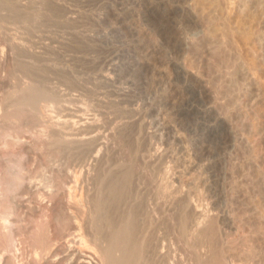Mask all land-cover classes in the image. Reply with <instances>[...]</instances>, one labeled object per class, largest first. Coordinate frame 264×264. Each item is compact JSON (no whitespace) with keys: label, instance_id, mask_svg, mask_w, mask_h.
Masks as SVG:
<instances>
[{"label":"rangeland","instance_id":"rangeland-1","mask_svg":"<svg viewBox=\"0 0 264 264\" xmlns=\"http://www.w3.org/2000/svg\"><path fill=\"white\" fill-rule=\"evenodd\" d=\"M188 75L215 95L209 111ZM124 172L107 215L131 217L153 264L195 263L183 219L215 231L197 244L207 262L264 264V0H0V255L36 264L66 244L74 189L83 231L106 235L98 199Z\"/></svg>","mask_w":264,"mask_h":264},{"label":"bare ground","instance_id":"bare-ground-1","mask_svg":"<svg viewBox=\"0 0 264 264\" xmlns=\"http://www.w3.org/2000/svg\"><path fill=\"white\" fill-rule=\"evenodd\" d=\"M122 14V13H121ZM121 16V15H120ZM122 18H123V16H122ZM124 20V19H123ZM121 21V20H120ZM174 25V24H173ZM165 27H168V28H170V27H172V24H171V22L168 20V19H166L165 18V25H164ZM176 37H177V35H175ZM173 36H171V38H172ZM172 39H174L175 40V38L173 37ZM177 40V39H176ZM182 43V42H181ZM180 43V44H181ZM190 75V74H189ZM188 75V80H189V83H190V85H191V87L193 88V89H195L197 92H198V94L200 95V96H202L203 98H204V101H205V104H206V109H208V111L212 108V104H213V97L215 96L210 90H209V87H208V85L205 83V81H203V80H201V78L200 79H198V78H194V77H190ZM20 91V90H19ZM23 91V90H22ZM15 92H17V91H15ZM21 92V91H20ZM22 93V92H21ZM24 94L23 95H25V92H23ZM18 94V93H17ZM17 94H15L16 96H17ZM20 95H22V94H20ZM23 95L20 97L21 99L23 98ZM214 95V96H213ZM28 96V97H27ZM26 97H24V100H22V101H20V100H18V101H20V102H18L17 101V108H16V110L18 111V112H20V111H26V109L27 110H29V111H31L32 109H30L31 107H34L33 105L36 103V97H33L32 95H27ZM30 96V97H29ZM34 96H36V94H34ZM18 97V99H19V96H17ZM14 100H16V99H14ZM166 100V99H165ZM165 100L163 99V101L165 102ZM215 101V100H214ZM161 102V101H160ZM14 103V102H13ZM215 104V103H214ZM213 104V105H214ZM36 106V105H35ZM12 107V106H11ZM10 107V108H11ZM13 107H14V105H13ZM10 108L8 109L9 111H10ZM12 109V108H11ZM13 109H15V108H13ZM13 109H12V111H13ZM36 109V108H35ZM186 109H187V107H186ZM185 109V110H186ZM190 109V108H189ZM188 109V110H189ZM8 110H7V113H8ZM173 110V109H172ZM178 110V109H177ZM187 110V111H188ZM15 111V110H14ZM176 111V110H175ZM181 111V109H179V112ZM38 112V111H37ZM174 112V111H173ZM3 113V112H2ZM6 113V114H7ZM40 113H41V111H40ZM178 113V112H177ZM9 114V113H8ZM69 115V114H68ZM67 115V116H68ZM7 117V119H8V115L6 116ZM42 119V118H41ZM13 120V119H12ZM19 121V120H18ZM8 122H9V120H8ZM11 122V121H10ZM15 122V121H14ZM63 124H68V125H71V123L73 122H75V121H73V117H72V114L70 115V117H66L63 121ZM90 123V122H89ZM19 124V123H18ZM92 126V125H91ZM94 128V127H93ZM223 130V138L225 139V140H227V138H228V136L230 135V132H231V130H230V127H228V125L227 126H225V128L224 129H222ZM83 133L84 132H82V135H83ZM222 133V132H221ZM88 134V133H87ZM86 134V135H87ZM63 135V134H62ZM78 135V134H77ZM81 134H79V136H77V137H72V140H71V142H76V143H83V142H87V141H89L92 137H90V139H87V138H85L84 136H82ZM94 135V134H93ZM88 136H90V135H88ZM92 136V135H91ZM65 137V136H64ZM67 137V136H66ZM96 137V136H95ZM94 137V138H95ZM95 139H97V137L95 138ZM95 139H93L92 138V140H95ZM100 139V138H99ZM224 140V141H225ZM91 141V140H90ZM12 142V141H11ZM56 142V141H55ZM95 142V141H94ZM91 143V142H90ZM90 143H88V144H90ZM58 144V143H57ZM87 144V143H86ZM97 144V143H96ZM69 145V144H68ZM58 146H60V145H58ZM91 147V146H90ZM24 149H25V153H31V149H30V147H24ZM94 150V149H93ZM33 153H34V151H33ZM98 155V154H97ZM128 166H130V165H128ZM214 166V165H213ZM123 167V166H122ZM111 168V167H110ZM128 168V167H127ZM211 168H213V167H211ZM125 169V168H124ZM136 170V169H135ZM215 171V170H214ZM126 172V171H125ZM124 172V174L122 173V176H120V178L119 179H116L115 181H112L111 183H109V185H108V187H107V192H108V197H104V200H102V199H98V201H100V203H98L97 201V203H98V206H97V204L96 203H94V204H96V206L98 207V210L99 211H106V215H107V210H109V208H114V205H116L117 204V206H119L118 205V203L123 199V196H124V194L126 193V190H127V187H128V181L130 182V180H129V174H127V173H125ZM213 172V171H212ZM129 173V172H128ZM67 174V173H66ZM74 174V173H73ZM86 174V173H85ZM130 174H132V173H130ZM136 174V173H135ZM72 176H74V175H72ZM84 176V175H83ZM116 176V175H115ZM214 176H215V174H214ZM76 178V177H75ZM70 180V179H69ZM214 180V179H213ZM110 181V180H109ZM75 182V181H74ZM73 182V183H74ZM70 183H71V181H70ZM76 183V182H75ZM74 183V184H75ZM82 183V182H81ZM68 184V183H67ZM73 184V185H74ZM63 186V185H62ZM72 186V185H71ZM70 186V187H71ZM59 187V186H58ZM73 188H74V186H72ZM91 187V186H90ZM76 188V187H75ZM31 189V188H30ZM78 189V188H77ZM105 189V188H104ZM103 189V190H104ZM129 189V188H128ZM26 190V189H25ZM34 190V189H33ZM74 191L75 192H73L74 194H73V201L72 200H70V202L69 203H67V201L66 202H63V200H64V197H65V193H62V195L60 196L61 197V201L63 202H61L62 204H64V206L65 207H69V208H71L72 209V211L70 212V210L68 209V211L70 212V214L69 215H66L67 216V222H69L70 224H71V226H70V228H71V230H72V233L73 232H75V237L73 236L72 238H70V239H67L66 240V238H65V234L63 235L62 234V232H61V238H63V239H65L66 241H67V243L66 244H64V245H60V243H61V241H60V243H58V244H54V245H50V246H48L47 247V249L45 250V252H44V254L42 255V257L39 259V260H36L35 262H36V264H153L154 263V261H153V263L148 259V255H150L149 253H147V249L145 248V246H144V244H143V241H141V240H139V238L136 236V234H135V226L137 225H135L134 223H133V221L130 219L131 217L130 216H124V215H120V219H119V221H118V218L119 217H116L117 218V221H114L115 220V218H113V219H110L109 218V216H111V214H112V217H113V213H114V209H113V213H110V215H107L108 216V218H106V224H107V226L105 227V226H103V227H105L104 229H106L107 227H108V231H106L105 233H106V235H103V236H101V237H99V236H97V235H95L94 233H93V231H92V234L89 232V228L87 229V228H85V229H87L88 230V232L91 234V235H93V236H90L87 232H84L83 231V228L85 227V225H84V227H83V224H81L80 223V220H79V218H80V216L84 213V207H83V201H82V196L83 195H81L80 193H77L78 191H76L75 189H74ZM80 191H81V189H80ZM156 191V190H155ZM48 192V191H47ZM71 192V191H70ZM105 193H107L106 191H104ZM157 192V191H156ZM81 193H83V192H81ZM102 193V192H101ZM159 193H161V192H159ZM72 194V193H71ZM164 194V193H163ZM172 194V193H171ZM97 195H98V193H97ZM104 195V194H103ZM102 195V196H103ZM173 195V194H172ZM72 196V195H71ZM99 197L98 198H100V196H101V194L100 195H98ZM105 196H106V194H105ZM186 196V195H185ZM215 196H216V194H215ZM69 197V196H68ZM177 197V196H176ZM180 197V196H179ZM191 198V197H190ZM21 199V198H20ZM66 199V198H65ZM125 199H126V197H125ZM96 200H97V198H96ZM102 200V201H101ZM156 200V199H155ZM192 200V199H191ZM72 201V202H71ZM123 201V200H122ZM158 201V200H157ZM85 202V201H84ZM124 202V201H123ZM181 202V201H180ZM23 203V202H22ZM83 204V205H82ZM120 204V203H119ZM121 204H123V203H121ZM125 204V203H124ZM178 204V203H177ZM19 205V204H18ZM37 205V204H36ZM85 205H86V202H85ZM90 205V204H89ZM23 206V205H22ZM33 206V205H32ZM88 206V205H87ZM94 206V205H93ZM36 208V207H35ZM63 208V207H62ZM61 208V209H62ZM123 208V207H122ZM160 208H162V207H160ZM184 208V207H183ZM119 209V208H118ZM131 209V208H130ZM186 209V208H185ZM32 211H33V209H31ZM90 210V209H89ZM119 210H121V209H119ZM118 210V211H119ZM152 210V209H151ZM194 210V209H193ZM202 210V209H201ZM200 210V208H198L197 207V209L195 208V210H194V214H195V217L197 218V219H199V218H201L202 216H203V218H204V216L205 215H203V214H205V213H203L204 212V210H203V212ZM60 211V210H59ZM64 211H65V209H64ZM57 212V211H56ZM93 212V211H92ZM95 212V211H94ZM112 212V211H111ZM126 212V211H125ZM172 212V211H171ZM189 212V211H188ZM191 212V211H190ZM35 213H36V211H35ZM65 213V212H64ZM68 213V212H67ZM90 213V212H89ZM96 213V212H95ZM108 213V214H109ZM120 213V212H119ZM122 213V212H121ZM131 213V212H130ZM87 214V213H86ZM97 214H98V212H97ZM104 214V216H106ZM117 214V213H116ZM132 214V213H131ZM165 214V213H164ZM102 214H100L99 216H101ZM115 215V214H114ZM152 215V214H151ZM177 215V214H176ZM57 216H59V215H57ZM85 216V215H84ZM103 216V215H102ZM106 216V217H107ZM169 216V215H168ZM61 217H63V215L61 216ZM88 217V216H87ZM97 218H98V216H96ZM111 217V218H112ZM183 217H184V215H183ZM194 217V216H193ZM82 219H83V217H81ZM90 218V220H91V217H89ZM97 218H96V220H97ZM61 219V218H60ZM63 219V218H62ZM99 219V218H98ZM195 219V218H194ZM85 220H88V219H85ZM94 220V219H93ZM103 220V219H102ZM186 220V219H185ZM188 220V219H187ZM200 220V219H199ZM58 221V220H57ZM104 221L105 220H103L102 222H103V224H104ZM194 221V223L192 224L191 223V227L190 228H187L188 226H186V224L187 223H184V219H183V221H181L180 222V224H179V227H180V229H179V231H180V236L182 237V238H184L185 237V239L186 238H188V241L190 240H192V242L190 243V245L192 244V247H193V249L191 250V251H188L189 252V254L192 252L193 254L192 255H194V260H195V263L194 264H224L223 262H224V260H222L223 258H221L220 256H217V254H216V256L214 255V257H213V259L211 258V261H206V260H204L205 258L203 257V254L200 252V250H199V246H198V248H197V244L198 243H201L202 242V240L204 239L203 237L208 233L207 231H209V229H210V231H209V235L210 234H213V232H215V231H213V229H212V227H210V228H208V230L206 229L207 228V226H206V228H204L205 230H207V231H205V230H203L202 229V227H201V224H202V222L201 221H203V219H201L200 221H197V220H193ZM193 221H191V222H193ZM211 221V220H210ZM91 222V221H90ZM93 222H95V220L93 221ZM137 222V221H136ZM63 223V222H62ZM96 223H98V225L99 226H97V227H100V224H99V220H98V222L96 221ZM170 223V222H169ZM190 223V222H189ZM210 223H212V222H210ZM46 224V223H45ZM60 224V223H59ZM102 224V225H103ZM177 224V223H176ZM205 223H203V225H204ZM44 225V224H43ZM42 225V226H43ZM95 225H97V224H95ZM105 225V224H104ZM147 225V224H146ZM172 225V224H171ZM189 225V224H188ZM212 225V224H211ZM45 226V225H44ZM63 226V225H62ZM94 226V225H93ZM177 226V225H176ZM175 226V227H176ZM46 227H47V224H46ZM91 227V226H90ZM95 227V226H94ZM103 227H102V229H103ZM145 227V226H144ZM158 227V226H157ZM173 227V226H172ZM204 227H205V225H204ZM45 228V227H44ZM63 228V227H62ZM62 228H60V229H62ZM96 228V227H95ZM174 228V227H173ZM215 228V227H214ZM48 229V228H47ZM93 230V229H92ZM95 231L97 230V229H94ZM99 228H98V234H99ZM144 230V229H143ZM171 231H172V229H170ZM47 231V230H46ZM63 231V230H62ZM158 231V230H157ZM141 232V231H140ZM163 232V231H162ZM207 232V233H206ZM48 233V232H47ZM101 233V232H100ZM103 233V232H102ZM43 234V233H42ZM60 234V233H59ZM40 235V234H39ZM44 235V234H43ZM42 235V236H43ZM57 235V234H56ZM143 235V234H142ZM69 236V235H68ZM148 236V235H147ZM172 236V235H171ZM207 236H208V234H207ZM206 236V237H207ZM214 236V235H213ZM57 237V236H56ZM174 237V236H173ZM44 238V237H43ZM43 238H41V239H43ZM55 238V237H54ZM58 238V240L57 241H59V238L60 237H57ZM169 238H170V236H169ZM147 239V238H146ZM179 239V238H178ZM13 240V239H12ZM56 240V239H55ZM182 240V239H181ZM5 241V240H4ZM40 241V240H39ZM42 241V240H41ZM40 241V242H41ZM45 241V239L43 240V243H45L44 242ZM47 241V240H46ZM49 241V240H48ZM47 241V242H48ZM155 241V240H154ZM153 241V242H154ZM148 242V241H147ZM5 243V242H4ZM41 244L42 245V248H43V245L44 244ZM55 243H56V241H55ZM159 243V242H158ZM173 243V242H172ZM180 243V242H179ZM51 244H53V243H51ZM159 244H161V243H159ZM176 244V243H175ZM35 245V244H34ZM41 245H39V247L41 246ZM46 245V244H45ZM44 245V246H45ZM157 245V244H156ZM166 245V244H165ZM38 246V245H37ZM171 247V246H170ZM170 247L168 248V246H167V248L168 249H170ZM179 247V246H178ZM177 247V248H178ZM180 247H182V246H180ZM185 247V246H184ZM203 247V246H202ZM42 248H40V249H42ZM44 248H46V247H44ZM187 248V247H186ZM206 248H207V245H206ZM0 249H2V248H0ZM39 249V248H38ZM153 249V248H152ZM191 249V248H190ZM4 250V249H3ZM2 250V251H3ZM36 250H37V248H36ZM172 250V249H171ZM159 251H160V249H159ZM165 251V250H164ZM1 252V251H0ZM38 252H39V250H38ZM41 252V251H40ZM149 252V251H148ZM169 252V251H168ZM162 253V252H161ZM167 253V252H166ZM176 253V252H175ZM212 253V252H211ZM35 254H37V253H35ZM41 254V253H40ZM156 254L158 255V252L156 251ZM155 254V255H156ZM159 254H160V252H159ZM165 253H163V254H160V255H164ZM188 254V253H187ZM207 254V253H206ZM38 255V254H37ZM159 255V256H160ZM165 255H168V253L167 254H165ZM172 255V254H171ZM182 255V254H181ZM41 256V255H40ZM153 256V255H152ZM169 256V255H168ZM168 256H163L164 257V259L166 258L167 259V257ZM190 256H191V254H190ZM224 256V255H223ZM37 257V256H36ZM162 257V256H161ZM33 258V257H32ZM38 258V257H37ZM169 258V257H168ZM178 258V257H177ZM35 259V258H34ZM163 259V260H164ZM176 259V258H175ZM183 259V258H182ZM207 259V258H206ZM225 259V258H224ZM10 261L11 260H9V258L8 257H6V256H2V253H1V255H0V263H2V264H10ZM33 261V260H32ZM168 262H169V260H167ZM182 261H184V259L182 260ZM182 261H181V258H180V260H176L175 262H173V263H170V264H183L182 263ZM162 263H164V262H162ZM185 263H186V261H185ZM28 264V263H27ZM168 264V263H167ZM188 264V263H187Z\"/></svg>","mask_w":264,"mask_h":264}]
</instances>
